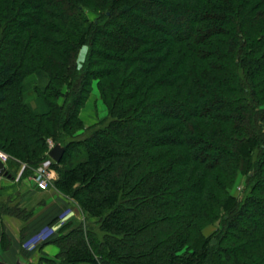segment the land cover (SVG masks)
<instances>
[{
    "label": "trees",
    "instance_id": "16d2710c",
    "mask_svg": "<svg viewBox=\"0 0 264 264\" xmlns=\"http://www.w3.org/2000/svg\"><path fill=\"white\" fill-rule=\"evenodd\" d=\"M50 141L84 217L34 264H264V0H0V150L33 178ZM36 212L0 201V252Z\"/></svg>",
    "mask_w": 264,
    "mask_h": 264
},
{
    "label": "rangeland",
    "instance_id": "374dc122",
    "mask_svg": "<svg viewBox=\"0 0 264 264\" xmlns=\"http://www.w3.org/2000/svg\"><path fill=\"white\" fill-rule=\"evenodd\" d=\"M91 17H94V14L90 12L89 14ZM87 47H83L80 53L79 60L80 62L84 61L85 55H86ZM108 114L107 108L103 101L100 98L97 81H93L92 83V89L90 96L88 98V101L85 105V107L82 109L81 117L84 120L86 125H91L96 122V120L101 119L105 117ZM54 145L52 141H50V148ZM2 151V150H0ZM3 153H6L2 151ZM7 154V153H6ZM8 155V158L6 160L8 168L11 170L12 178H5L0 177V201L2 200H12L13 203L17 204L19 203L22 207L29 209H33V211H37L35 215L43 216L46 213L51 212L52 215H54L57 220L48 227V223L46 225H43L40 229L35 230L33 234L31 233V236L26 238L25 243L20 242L21 238L20 230L21 227L18 228V226H9L10 233H12L14 236H18V239L16 240V247L14 250L11 249V251L15 252L17 249V243L19 244V252L18 255H21V259L26 263H37V261L40 259V257L45 254L44 251H40L39 254H37V251L40 250V246L47 240L49 237L48 235L52 232H58L59 229L66 224L67 222H70L74 218L82 219L84 216L82 214L75 213V210H73V203L74 201H70L71 204L69 205L68 199L56 188L54 185V180L58 177V174L55 169L52 168V164L54 160L49 156L46 160H44L39 167H41L44 162L50 160V163L48 165L49 172L52 171V177L49 183V186L47 188H41L40 186L36 185V187H33L31 182L33 178L26 177L21 178V174L25 168V164L21 168H16L15 166L9 165V161L11 159L10 155ZM49 155V154H48ZM9 163V164H8ZM38 167V168H39ZM37 168V169H38ZM241 185V184H240ZM235 194L240 193V186L235 188L233 190ZM59 197L61 199H59ZM66 202V205H64V201ZM61 202V203H60ZM54 203H59L61 206L54 205ZM53 205V208L49 209L48 211L44 212V209H48ZM72 206V208H71ZM69 209L68 213H65V211ZM75 209V208H74ZM65 213V215H63ZM54 217V218H55ZM53 218V219H54ZM6 221V220H5ZM255 224H257V219L252 218V220ZM22 223V221H20ZM8 223V220H7ZM241 223V222H240ZM21 225V224H20ZM45 227H48V229H44ZM214 229L213 226L206 228V233H210ZM40 232V233H39ZM30 233V232H29ZM48 237V238H47ZM20 239V241H19ZM24 246V247H23ZM43 246V245H42ZM45 247V248H44ZM43 248L47 250V253L50 257H55L56 253L58 252V248L53 243H48ZM7 253L5 251L0 252V256L4 259H12L11 255L12 253ZM13 260V259H12ZM15 264V263H11Z\"/></svg>",
    "mask_w": 264,
    "mask_h": 264
},
{
    "label": "crops",
    "instance_id": "0c3cea01",
    "mask_svg": "<svg viewBox=\"0 0 264 264\" xmlns=\"http://www.w3.org/2000/svg\"><path fill=\"white\" fill-rule=\"evenodd\" d=\"M31 184H32V186L33 187H36V184H34V180H32V182H31ZM59 199H61L60 197H59ZM63 201H64V205H66V202L67 201H65L64 199H63ZM61 203V202H60ZM68 203V202H67ZM54 205H57V206H61L59 203H54ZM51 208H53V205L51 206V207H49L48 209H44V212H46V211H48L49 209H51ZM41 214V213H40ZM38 215L37 217H35L32 221H31V223H29V232L30 233H33V232H35V230H38V229H40L43 225H45V224H47L49 221H51L55 216L54 215H52V213L51 212H49V213H46V214H44L43 216H41V215ZM7 220H8V223H7ZM6 220V223L8 224V227L9 226H18V228L17 229H19V227H21V222L19 221V220H17V219H14V218H9V219H7ZM21 224V225H20ZM9 229V228H8ZM13 235V234H12ZM13 237H14V239H18V236H14L13 235ZM16 240H15V243H14V246H13V248H12V250H14V248L16 247ZM19 244L17 243V249H16V251L15 252H13V251H8L7 253H11V252H13L12 253V255H11V257H12V259H3L4 261H7V262H9L10 264L11 263H16V261H17V259L18 258H20L21 259V256H19L18 255V250H19ZM45 248V247H44ZM42 249V251H44L45 252V254H47L48 255V253H47V250L46 249ZM40 251L41 250H38L37 251V254H39L40 253Z\"/></svg>",
    "mask_w": 264,
    "mask_h": 264
},
{
    "label": "water",
    "instance_id": "95a60500",
    "mask_svg": "<svg viewBox=\"0 0 264 264\" xmlns=\"http://www.w3.org/2000/svg\"><path fill=\"white\" fill-rule=\"evenodd\" d=\"M64 152H65V147L60 143H57L54 146H52L48 154L55 162H60L64 155ZM0 177L12 178L10 169L1 158H0ZM34 184H36V181H34ZM0 264H10V263L4 261L0 257ZM15 264H26V263L22 259L18 258Z\"/></svg>",
    "mask_w": 264,
    "mask_h": 264
},
{
    "label": "built area",
    "instance_id": "2783aa9c",
    "mask_svg": "<svg viewBox=\"0 0 264 264\" xmlns=\"http://www.w3.org/2000/svg\"><path fill=\"white\" fill-rule=\"evenodd\" d=\"M0 158L6 163L8 155L0 151ZM50 160L44 162V164L36 170L34 175V180L36 181L37 185L41 188H47L52 177V171L49 172L48 169Z\"/></svg>",
    "mask_w": 264,
    "mask_h": 264
}]
</instances>
